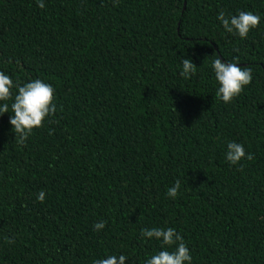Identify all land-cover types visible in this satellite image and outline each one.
<instances>
[{
  "label": "trees",
  "instance_id": "1",
  "mask_svg": "<svg viewBox=\"0 0 264 264\" xmlns=\"http://www.w3.org/2000/svg\"><path fill=\"white\" fill-rule=\"evenodd\" d=\"M45 4L0 0V71L51 83L57 104L24 145L0 116V264H91L116 250L143 264L158 245L140 229L152 226L175 227L193 264H264V0ZM221 10L261 23L241 40ZM218 56L252 69L228 105L215 99ZM183 58L197 65L189 79ZM228 140L255 159L230 166Z\"/></svg>",
  "mask_w": 264,
  "mask_h": 264
},
{
  "label": "clouds",
  "instance_id": "2",
  "mask_svg": "<svg viewBox=\"0 0 264 264\" xmlns=\"http://www.w3.org/2000/svg\"><path fill=\"white\" fill-rule=\"evenodd\" d=\"M36 5L44 9L45 0H36ZM217 19L224 32L244 40L248 38L252 30L259 27L262 18L251 11L242 10L237 14L226 15L221 10ZM210 68L216 85L215 99L225 105L234 103L253 81L252 69L240 66L237 56L227 61L218 56L212 59ZM196 71L197 65L191 59H182L180 71L182 77L189 79ZM56 112L55 88L51 83L36 78L21 84L15 82L10 74L0 71V116L11 113L9 123L18 145H24L34 130L43 127ZM224 146V159L230 166L242 167V161L255 159L251 152L246 151L243 143L228 140ZM182 193L181 181L177 179L172 186L168 187L166 196L174 200ZM46 196L47 193L41 190L36 198L44 203ZM106 226V220H98L93 225V231H102ZM140 237L144 241L155 242L158 245L145 257L143 264H193L191 249L175 227H142ZM130 258H133L131 254L122 250L105 251L100 257H93L91 264H126Z\"/></svg>",
  "mask_w": 264,
  "mask_h": 264
}]
</instances>
